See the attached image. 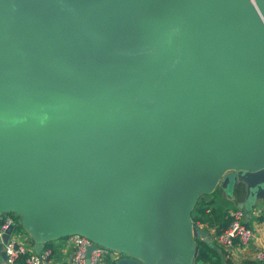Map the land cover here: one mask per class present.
<instances>
[{"label":"water","instance_id":"95a60500","mask_svg":"<svg viewBox=\"0 0 264 264\" xmlns=\"http://www.w3.org/2000/svg\"><path fill=\"white\" fill-rule=\"evenodd\" d=\"M221 178L264 204V0H0V216L37 254L193 264Z\"/></svg>","mask_w":264,"mask_h":264},{"label":"crops","instance_id":"0c3cea01","mask_svg":"<svg viewBox=\"0 0 264 264\" xmlns=\"http://www.w3.org/2000/svg\"><path fill=\"white\" fill-rule=\"evenodd\" d=\"M244 197L245 192L243 186H241L239 190L234 189L233 192L230 190L228 192L226 182L223 178L220 179L214 191L199 196L197 203L199 202L203 206L208 207L209 210L213 211V214L210 217V221L205 225H195L191 219L192 225L195 226L198 231H202L206 234L204 239H195V244L197 240H200L201 242L208 244L217 255V258H211L209 262L199 264H243L245 261L257 262L255 260L256 253L264 249L263 203H259L251 212H246L241 209L244 213V224L253 229L254 232V237L249 244L242 245L238 241H235L233 247L230 250H226L216 240L217 231L225 222V213L239 209L240 204L244 201ZM16 232L23 239L27 248L30 251L35 252L34 241L21 224L17 226ZM46 244H50V248L48 249L52 252L51 264L67 263L69 255L72 253V246L68 242V237L49 241L43 245V249H45ZM195 261L193 264L196 263Z\"/></svg>","mask_w":264,"mask_h":264},{"label":"built area","instance_id":"2783aa9c","mask_svg":"<svg viewBox=\"0 0 264 264\" xmlns=\"http://www.w3.org/2000/svg\"><path fill=\"white\" fill-rule=\"evenodd\" d=\"M228 225L217 235V242L226 250H230L235 241L242 245H247L254 237L253 229L243 222L244 213L241 209L231 210L227 214ZM19 219L14 214L0 216V237L3 236L12 226L13 230L6 243L3 244L5 252V264H51L52 252L49 249H42L40 253L30 251L23 239L16 232ZM68 242L72 246V253L65 264H113L120 260L123 255L105 248L97 246L90 252L87 258V250L93 243L80 235H70ZM257 262L264 261V249L255 255Z\"/></svg>","mask_w":264,"mask_h":264},{"label":"trees","instance_id":"16d2710c","mask_svg":"<svg viewBox=\"0 0 264 264\" xmlns=\"http://www.w3.org/2000/svg\"><path fill=\"white\" fill-rule=\"evenodd\" d=\"M213 211L209 210L208 207L203 206L201 203H197L192 214L191 219L193 224H207L210 221ZM227 212L225 213V222L221 225L217 231V235L220 234L228 225ZM20 224V223H19ZM198 246V254L196 258V263H207L211 258H217L215 251L206 243L201 242L200 240L196 241ZM50 248V244L45 245V249ZM116 264V263H113ZM243 264H264L263 262H254V261H245Z\"/></svg>","mask_w":264,"mask_h":264},{"label":"rangeland","instance_id":"374dc122","mask_svg":"<svg viewBox=\"0 0 264 264\" xmlns=\"http://www.w3.org/2000/svg\"><path fill=\"white\" fill-rule=\"evenodd\" d=\"M230 188H228V192H229Z\"/></svg>","mask_w":264,"mask_h":264}]
</instances>
